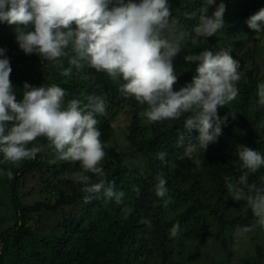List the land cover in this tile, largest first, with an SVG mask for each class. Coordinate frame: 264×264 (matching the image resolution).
Masks as SVG:
<instances>
[{
    "label": "trees",
    "instance_id": "16d2710c",
    "mask_svg": "<svg viewBox=\"0 0 264 264\" xmlns=\"http://www.w3.org/2000/svg\"><path fill=\"white\" fill-rule=\"evenodd\" d=\"M223 2L224 28L212 37L196 38L192 32L196 21L186 19L184 13L199 9L203 0H169L173 18L192 37L174 60L177 88L191 83L195 75L196 65L184 60L187 54L230 47L240 63L239 94L218 108V115L227 121L206 151L199 149L195 129L184 133L183 143H178L182 120L150 123L142 117L145 106L121 95L123 80L113 81L89 67H73L69 76H63L70 67L66 58L53 62L26 55L16 42L14 26L0 22V48L6 49L10 60V80L18 99L25 82L36 87L56 84L65 89L66 102H86L89 95L105 99L106 113L97 117L107 153L101 167L104 179L124 192L119 204L103 192L85 203L82 185L65 178L79 170V162L56 160L47 139L37 138L29 145L41 148L34 159L18 165L0 163V264H233L234 237L256 217L245 201L232 199L225 177L236 183L245 171L236 155L238 145L264 154V127H260L264 106L258 104L257 94V85L264 82V33L245 23L264 8V0ZM120 116L126 124L123 139L114 126ZM160 152L167 153L165 161L157 158ZM6 169L14 173L12 178ZM157 175L166 180L163 198L155 194ZM92 180L97 182L98 177L93 175ZM248 180L264 183V166L250 173ZM24 189L30 192L21 195ZM32 195L41 199L24 201ZM124 209H129L127 219ZM256 251L258 262L248 258L242 264H264L259 243Z\"/></svg>",
    "mask_w": 264,
    "mask_h": 264
},
{
    "label": "clouds",
    "instance_id": "9594fccd",
    "mask_svg": "<svg viewBox=\"0 0 264 264\" xmlns=\"http://www.w3.org/2000/svg\"><path fill=\"white\" fill-rule=\"evenodd\" d=\"M225 11L223 0L218 4L203 0L199 9L184 16L196 21L194 37L208 38L224 28ZM0 22L14 26L16 42L26 55L36 54L53 62L66 58L70 67L63 70V76H69L73 67H89L106 73L113 81L123 80L121 95L145 106L142 117L150 123L182 120L178 143H183L184 133L195 129L203 151L217 141L226 124L227 117H220L218 108L239 94L240 63L231 55L230 47L185 55L186 63L196 65L195 75L191 83L176 87L179 75L174 60L192 37L173 18L169 0H0ZM245 23L254 32L264 33V8ZM5 52L0 48V163L18 165L34 159L41 148L29 145L44 137L56 160L79 162V170L65 178L82 185L85 203L103 192L106 199L119 204L124 192L116 191L114 182L104 179L101 167L107 153L97 117L106 113L105 99L89 95L86 102H66L62 87H36L27 82L18 99ZM257 88L258 104L264 106V82ZM236 155L245 171L236 183L225 177L226 188L234 201L246 202L256 224L264 228V183L248 180L250 173L264 166V154L238 145ZM166 156L165 152L157 154L161 161ZM3 171L8 178L14 175L11 169ZM93 175L97 182H93ZM156 180L155 194L163 198L168 191L166 180L162 175ZM124 212L127 219L129 209ZM145 223L150 225V221ZM177 230L178 226L174 227L172 235Z\"/></svg>",
    "mask_w": 264,
    "mask_h": 264
},
{
    "label": "rangeland",
    "instance_id": "374dc122",
    "mask_svg": "<svg viewBox=\"0 0 264 264\" xmlns=\"http://www.w3.org/2000/svg\"><path fill=\"white\" fill-rule=\"evenodd\" d=\"M261 46L264 48L263 45ZM114 126H115V129L117 130L118 137L120 139H123L124 138L123 130L125 129L126 124L122 116L117 118V120L114 123ZM29 187L31 188V184L29 185ZM29 189H24L23 191H21V195L29 193L30 192ZM36 199H41V197L32 195V196L26 197L24 201L27 203H34ZM234 239H235L234 240L235 244L233 247V253H234L233 264H242L243 260H247L248 258L256 259V253H257L256 244L257 243H259V245L264 250V228H261L260 226L256 224V219L253 221V223L249 227L239 228ZM254 242H257V243L254 244ZM211 244H212V238H209L207 245H211ZM207 255L209 257L208 253ZM216 255L217 257L221 256L220 253H217ZM208 257L205 258V261L207 262H209ZM224 257H225V254H224Z\"/></svg>",
    "mask_w": 264,
    "mask_h": 264
}]
</instances>
